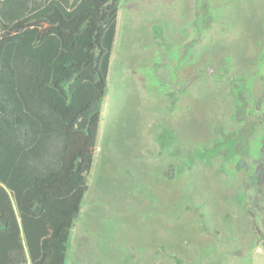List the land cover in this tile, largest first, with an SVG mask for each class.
<instances>
[{
	"label": "rangeland",
	"instance_id": "obj_1",
	"mask_svg": "<svg viewBox=\"0 0 264 264\" xmlns=\"http://www.w3.org/2000/svg\"><path fill=\"white\" fill-rule=\"evenodd\" d=\"M87 185L64 264H264V0H120Z\"/></svg>",
	"mask_w": 264,
	"mask_h": 264
},
{
	"label": "trees",
	"instance_id": "obj_2",
	"mask_svg": "<svg viewBox=\"0 0 264 264\" xmlns=\"http://www.w3.org/2000/svg\"><path fill=\"white\" fill-rule=\"evenodd\" d=\"M120 0H0V264H64Z\"/></svg>",
	"mask_w": 264,
	"mask_h": 264
}]
</instances>
